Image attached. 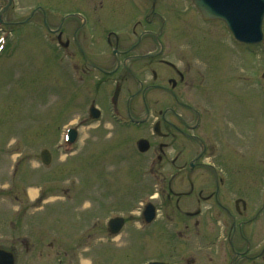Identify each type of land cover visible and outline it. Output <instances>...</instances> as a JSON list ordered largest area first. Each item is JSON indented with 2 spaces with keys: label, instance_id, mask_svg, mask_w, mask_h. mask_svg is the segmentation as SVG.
Listing matches in <instances>:
<instances>
[{
  "label": "rangeland",
  "instance_id": "374dc122",
  "mask_svg": "<svg viewBox=\"0 0 264 264\" xmlns=\"http://www.w3.org/2000/svg\"><path fill=\"white\" fill-rule=\"evenodd\" d=\"M14 1L4 19L13 23L10 39L15 45L0 44V247L13 251L14 264H147L150 260L186 264L187 259L228 264L229 251L222 244L227 243L228 220H223L226 216L214 201L200 197L195 202L190 193L182 194L180 207H175L174 192L187 190L189 180L194 182V192L204 189L202 196L212 190L204 169L184 170L188 179L180 182L175 177L170 198L165 199L166 182L175 170L173 146L164 144L156 161L157 151L152 147L164 139L153 135L149 127L159 108L173 106L172 99L158 88L151 89L156 103L149 109V120L128 128L117 122L112 127L108 121L111 108L105 97L109 98L111 88L105 96L102 93L104 98L101 92L77 90L78 97L69 107L68 94L80 83L76 70H71L69 52L57 45L53 33L42 25L39 12L14 25L26 20L40 2L50 7L51 26L66 21L63 16L73 7L88 15L90 8L103 5L96 14L92 12L96 23L118 27L139 12V4L135 0H93L91 6L79 0ZM163 2L164 6L159 2L156 6V12L161 11L168 22L167 31L162 29L163 53L184 69L188 82L177 87L181 99L203 115L202 134L209 150L197 160L224 170L220 199L230 207L234 197L244 199L243 218L248 219L264 199V40L254 45L235 43L221 22H202L190 0ZM174 5L181 12L177 17L170 13ZM155 25L158 29V17ZM262 30L264 34V18ZM120 95L125 113L126 88ZM89 101L101 107L105 119L93 122L92 128L83 126L79 140L71 145L79 147L78 152L63 156L68 149L60 133L78 115L86 116ZM135 110L136 117L144 114L143 108ZM105 131L112 132L111 138H102ZM95 132L101 137H90ZM139 138L150 142L145 152L136 150ZM185 142L180 164L186 167L199 147ZM43 148L51 154L46 166L39 160ZM156 190L161 192L152 201L157 217L145 224L142 203ZM186 201L193 204L191 211L199 210L197 215L181 213ZM237 207L241 209L240 202ZM114 215L124 218L116 235L105 230V222ZM263 224L264 209L252 229L244 231L252 239L253 249L247 252L252 259L235 264H264V254L255 257L264 236ZM196 234L201 238H194ZM216 240L220 241L217 251Z\"/></svg>",
  "mask_w": 264,
  "mask_h": 264
},
{
  "label": "flooded vegetation",
  "instance_id": "af4514ba",
  "mask_svg": "<svg viewBox=\"0 0 264 264\" xmlns=\"http://www.w3.org/2000/svg\"><path fill=\"white\" fill-rule=\"evenodd\" d=\"M79 1L91 6L93 0ZM157 1L144 3L143 9L140 8L141 11L139 10V12H143V16L139 17L141 20L135 18L138 12L124 22L123 26L119 25L118 27L115 25L101 27L96 23L98 19H95L92 15V12L96 14L97 10H91L90 8L87 15L84 10L74 7L72 11H69L70 16L66 21L68 26L66 31L62 28L63 21H59L55 26L57 28L55 38L58 40L63 34L65 35L66 44L70 48V51L73 52L75 58L79 56L82 58L81 63L85 75L98 78L99 82L97 84L112 85L114 88H118V90H122L126 82H130L132 86L136 85L135 90L129 91V88L127 89L129 93L132 92L131 96L126 97L128 108L140 107L139 103L143 108H146L148 103L150 105L156 103V99L150 96L151 89L158 88L172 98L176 109L173 106H167L170 119L165 117L166 114L165 116L161 115L160 110L158 111L160 115L155 121L159 130L157 134L164 139L165 143L164 141L160 142L157 144V147L162 151L164 144L173 146V151H175L172 158V163L175 166L173 178L179 176L180 179H183L189 177L178 175L183 174L184 170L188 169L184 163L180 164L187 144L185 141L196 142L194 141L196 138L193 135L197 139H204L201 129L202 112L198 109L197 117L193 110L194 105H189V103L182 101L178 94L179 92H177V87L179 85L185 86L188 81L186 80L185 72H183L184 69L170 63L167 60V55L163 53L165 47L162 38L164 18L156 12ZM163 1L166 0H160V2ZM35 11L41 14L42 21L46 24L47 11L43 6L41 4L37 5ZM75 14L81 15L82 18ZM156 17L160 20V27L158 29H156L155 25ZM129 20H132L130 27L126 26ZM138 29L139 31H137ZM96 37L99 39L95 40ZM105 38L109 44L104 42ZM93 41L96 42V46H92ZM157 43L161 44L158 52L156 48ZM140 48L143 49L142 52L139 51ZM193 117L194 121L191 123L190 119H193ZM192 124H194L193 127ZM194 129L197 131L193 132ZM189 130H192L193 133L187 132ZM203 151L208 153L207 145L203 148ZM197 164L199 165V163ZM197 164L194 163L193 167H198ZM207 178L209 184L216 182L213 173H210V176L208 175ZM189 184L190 190L184 192L185 194L193 193V182L189 180ZM216 194L215 189L209 193L211 196ZM244 209L245 205L243 206ZM239 212L241 213V211ZM240 240L245 243L248 242V239L243 234ZM234 252L237 255L234 263L252 259L245 255L244 251L234 250Z\"/></svg>",
  "mask_w": 264,
  "mask_h": 264
},
{
  "label": "water",
  "instance_id": "95a60500",
  "mask_svg": "<svg viewBox=\"0 0 264 264\" xmlns=\"http://www.w3.org/2000/svg\"><path fill=\"white\" fill-rule=\"evenodd\" d=\"M204 17H219L227 21L235 32L234 24L245 35L261 37L259 24L264 12L263 0H192ZM255 7H252V6ZM224 6V9L221 8ZM253 8V9H252ZM232 11V12H231ZM232 23V24H231ZM248 38V37H246ZM47 155V152H43ZM10 256V257H9ZM11 255L0 250V264H11Z\"/></svg>",
  "mask_w": 264,
  "mask_h": 264
}]
</instances>
